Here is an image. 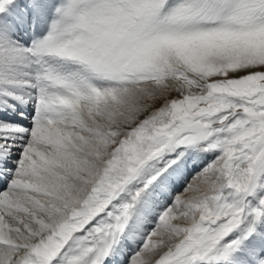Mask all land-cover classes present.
<instances>
[{
	"label": "snow or ice",
	"instance_id": "1",
	"mask_svg": "<svg viewBox=\"0 0 264 264\" xmlns=\"http://www.w3.org/2000/svg\"><path fill=\"white\" fill-rule=\"evenodd\" d=\"M0 264H264V0H0Z\"/></svg>",
	"mask_w": 264,
	"mask_h": 264
},
{
	"label": "bare ground",
	"instance_id": "2",
	"mask_svg": "<svg viewBox=\"0 0 264 264\" xmlns=\"http://www.w3.org/2000/svg\"><path fill=\"white\" fill-rule=\"evenodd\" d=\"M189 179H191V176H189Z\"/></svg>",
	"mask_w": 264,
	"mask_h": 264
}]
</instances>
